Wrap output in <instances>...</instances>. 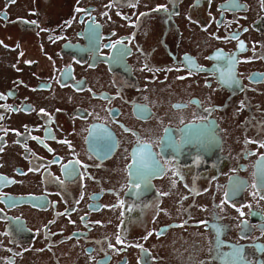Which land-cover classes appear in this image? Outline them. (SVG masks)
<instances>
[{
  "label": "flooded vegetation",
  "instance_id": "flooded-vegetation-1",
  "mask_svg": "<svg viewBox=\"0 0 264 264\" xmlns=\"http://www.w3.org/2000/svg\"><path fill=\"white\" fill-rule=\"evenodd\" d=\"M0 264H264V0H0Z\"/></svg>",
  "mask_w": 264,
  "mask_h": 264
},
{
  "label": "snow or ice",
  "instance_id": "snow-or-ice-1",
  "mask_svg": "<svg viewBox=\"0 0 264 264\" xmlns=\"http://www.w3.org/2000/svg\"><path fill=\"white\" fill-rule=\"evenodd\" d=\"M241 48H243V44L241 43ZM241 215H243V213H241ZM117 241H118V243H123V241H121L120 239H119V237L117 238Z\"/></svg>",
  "mask_w": 264,
  "mask_h": 264
}]
</instances>
